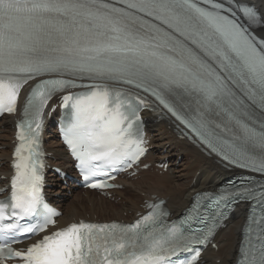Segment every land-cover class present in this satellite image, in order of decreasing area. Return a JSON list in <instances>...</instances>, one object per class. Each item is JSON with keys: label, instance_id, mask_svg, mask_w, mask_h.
<instances>
[{"label": "snow or ice", "instance_id": "1", "mask_svg": "<svg viewBox=\"0 0 264 264\" xmlns=\"http://www.w3.org/2000/svg\"><path fill=\"white\" fill-rule=\"evenodd\" d=\"M30 81L0 200V264H174L225 226L234 202L260 207L246 218L239 264H264V11L243 0H0V114L17 112ZM123 86L154 96L225 167L256 175L198 194L179 223L154 205L131 224L58 227L38 171L45 109L54 93L84 89L63 96L64 139L86 181L115 179L144 153L134 101L146 102ZM195 218L205 227L193 231Z\"/></svg>", "mask_w": 264, "mask_h": 264}, {"label": "bare ground", "instance_id": "2", "mask_svg": "<svg viewBox=\"0 0 264 264\" xmlns=\"http://www.w3.org/2000/svg\"><path fill=\"white\" fill-rule=\"evenodd\" d=\"M243 1L254 3L261 11H264V0ZM168 125L173 126L171 123ZM168 125H150V128L156 130V133H154L155 135L150 133L153 137L154 151L147 160L152 163H168L169 170L167 173L163 176L158 173H149L150 177L146 179L143 177L140 180L128 181L125 183L127 189L120 193L123 199L117 204L109 201H98L90 196L87 200L76 197L71 201H66L63 210L67 222L83 214L98 215L105 220L128 216L130 213L136 212L139 209V203L150 195L164 197L169 201L172 213L174 215L179 214L189 206L195 194L201 191L214 190L227 176L231 175L227 167L223 166L216 158L204 155L190 144L175 138ZM3 130H1L3 136L0 137L9 140V128L5 126ZM51 140L52 145L56 146L55 139L51 138ZM2 145L9 144L4 143L0 146ZM56 152L65 156L63 150H56ZM180 155H182V162L177 167L176 161ZM6 156V152L0 151V172L6 169L3 164ZM245 217L246 208L241 205L227 229L218 234L216 239L219 244L218 251L207 252L204 257V264H231L234 261L241 240L240 230Z\"/></svg>", "mask_w": 264, "mask_h": 264}, {"label": "rangeland", "instance_id": "3", "mask_svg": "<svg viewBox=\"0 0 264 264\" xmlns=\"http://www.w3.org/2000/svg\"><path fill=\"white\" fill-rule=\"evenodd\" d=\"M161 176H163V174Z\"/></svg>", "mask_w": 264, "mask_h": 264}]
</instances>
